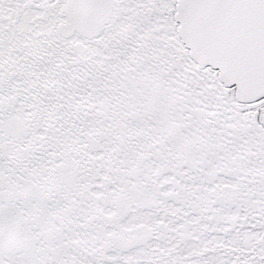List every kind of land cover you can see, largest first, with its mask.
Wrapping results in <instances>:
<instances>
[{
  "label": "snow or ice",
  "instance_id": "snow-or-ice-1",
  "mask_svg": "<svg viewBox=\"0 0 264 264\" xmlns=\"http://www.w3.org/2000/svg\"><path fill=\"white\" fill-rule=\"evenodd\" d=\"M0 264H264V0H0Z\"/></svg>",
  "mask_w": 264,
  "mask_h": 264
}]
</instances>
